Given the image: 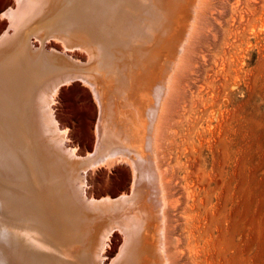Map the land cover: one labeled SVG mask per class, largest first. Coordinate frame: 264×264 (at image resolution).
<instances>
[{
	"label": "bare ground",
	"instance_id": "1",
	"mask_svg": "<svg viewBox=\"0 0 264 264\" xmlns=\"http://www.w3.org/2000/svg\"><path fill=\"white\" fill-rule=\"evenodd\" d=\"M173 3L171 0L6 3L4 16L8 22L0 27V264H189L183 258V250L190 247L195 201L193 204L183 201V192L189 190L193 167L183 164L180 178L179 161L166 159L164 149L165 142L171 146L169 152L180 146L175 138L168 139V133L184 127L179 113L181 94L185 92L179 79L181 72H185L181 69L183 65L175 66L178 69L173 70L174 74L165 77L167 89L163 85L159 90L164 95L158 112L159 92L151 91L152 79L156 77L153 78V64L163 58L160 57L165 52L163 37L170 33L171 19L176 16L172 13ZM203 3L200 1L196 6ZM193 14L191 11V18ZM79 39L88 40L91 48L82 46ZM187 45L183 53L179 51L180 61L185 63L191 52ZM176 50L177 53L178 47ZM80 52L90 57L87 62L93 71L77 78L90 87L99 109L95 154L87 156L83 165L79 164L78 156L75 161H64L58 153L42 146L41 138L37 137L39 121L35 120L39 110V117H47L55 129L58 120L55 121L50 104L54 105L62 87L75 79L67 75L70 66L62 59L83 58ZM149 88L148 95L153 96L147 111L151 114L139 129L135 120L123 119L122 109L133 106L128 111L132 113L143 109L145 105L140 98ZM56 141L60 142L59 138ZM57 142L50 146L57 149ZM179 142L182 145L184 137ZM152 147L164 149L156 159L152 157ZM112 149L121 150V154ZM95 161H105L111 166L123 162L130 166L128 184L116 196L95 197L85 188L87 182L92 184L89 171L96 167Z\"/></svg>",
	"mask_w": 264,
	"mask_h": 264
},
{
	"label": "rangeland",
	"instance_id": "2",
	"mask_svg": "<svg viewBox=\"0 0 264 264\" xmlns=\"http://www.w3.org/2000/svg\"><path fill=\"white\" fill-rule=\"evenodd\" d=\"M8 1L0 0V27L8 22L4 16ZM193 1L179 0L175 3V0H171V3H175L171 8L176 16L172 14L175 19H171L173 22L170 20V33L163 37L165 52L160 56L163 58H158L153 64V78L156 76L152 79L153 90L149 88L142 95L143 100L140 98L145 105L143 109L128 112L135 108L131 106L123 108L125 112L121 114L123 119L135 120L139 129L144 127L151 114L150 110L147 111V105L153 95L148 94L151 91L159 92L163 85L167 89V76L174 74L173 70L178 69L175 66L183 65L181 69L185 72H181L179 79L185 92L181 94L183 100L179 113L184 127L168 133V139L173 141L175 138L180 146L173 152H169L171 146L167 142L164 146L168 154L165 158H171L174 163L179 161L180 178L184 173L183 164L193 167L190 170L193 173L190 174L191 186L183 192V201L190 204L195 201V212L191 213L190 247L183 250V258L189 264H264V0ZM200 1H204V7L200 4L196 6ZM199 6L204 8L201 9L202 16L199 11L202 7ZM185 7L194 13L192 18L191 11L186 12ZM195 19L196 25L192 27ZM187 21H190L191 27L186 24ZM188 31L191 33L190 39ZM180 33L186 35L181 36ZM169 34L172 39L168 37ZM183 38H186L185 41ZM186 45L191 52L187 54L189 56L185 63L180 60ZM80 53L83 58L61 59L74 69L83 67L86 65L85 59L89 64L87 61H90V57L84 52ZM166 63L172 67H167ZM162 74L165 76L162 77ZM80 82V78L76 77L73 83L62 87L56 103L50 106L55 121L58 120L52 139L59 138L62 148L69 153L73 151L70 155L75 159L80 157L79 164L83 165L89 156L95 154L99 109L90 87ZM163 95L159 92L157 112ZM154 133L150 137L151 143ZM180 137H184L182 145ZM164 149L160 151L152 147V157L156 159ZM113 152L120 153L121 150ZM101 161H95L93 170L90 167L92 184L87 182L85 188L95 197H114L128 184L130 166L123 162L111 166ZM181 185L184 187L185 183L181 181ZM196 201L198 203L195 205ZM197 210L200 211L198 214Z\"/></svg>",
	"mask_w": 264,
	"mask_h": 264
},
{
	"label": "water",
	"instance_id": "3",
	"mask_svg": "<svg viewBox=\"0 0 264 264\" xmlns=\"http://www.w3.org/2000/svg\"><path fill=\"white\" fill-rule=\"evenodd\" d=\"M75 40H77V39H75ZM78 43H81L82 46H84L87 49H89V47L91 48V46H92V43H90L88 40H85V39H82V40L79 39ZM69 68L70 69L67 70L66 73L69 77H72V78H76L78 76L85 75V74L87 75V74H90L91 71H93L90 64H86L83 67H76V69H74L71 66ZM64 78L65 77H62L61 80L63 81ZM38 111H37V114L35 116V120L37 121V123L39 121L40 126H38V127H40V131H38L37 137H38V140H40V138H41L40 142H42L41 143L42 146H46L47 148L51 149L52 153H58L57 155L59 157H61L62 159H64V161L65 160H67L68 162L69 161H75L76 159L73 158L69 152H67L66 150H64L62 148L60 142L56 141L57 139L56 140L52 139V137H54L53 133L55 131L53 122L51 120H49L47 117H44V116L39 117ZM56 142L58 143L57 144L58 150L55 147L50 146V145L55 146Z\"/></svg>",
	"mask_w": 264,
	"mask_h": 264
}]
</instances>
